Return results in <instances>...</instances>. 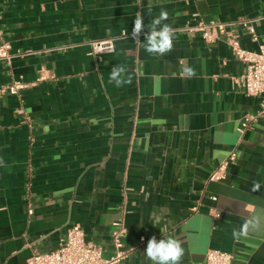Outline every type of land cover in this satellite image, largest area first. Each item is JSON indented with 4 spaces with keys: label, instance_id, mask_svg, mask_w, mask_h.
<instances>
[{
    "label": "crops",
    "instance_id": "crops-1",
    "mask_svg": "<svg viewBox=\"0 0 264 264\" xmlns=\"http://www.w3.org/2000/svg\"><path fill=\"white\" fill-rule=\"evenodd\" d=\"M162 10L176 31L170 53L146 52L145 36L92 53L90 41L130 32L137 14L148 31ZM198 21L232 23L245 49L264 44V0H0V42L15 54L0 62V88L24 85L0 95V264L56 249L74 225L109 257L121 219L134 251L120 264H152L153 235L182 241L181 264H204L210 249L264 264V231L232 236L264 210V118L238 131L261 99L237 85L246 65L224 41L186 30ZM184 63L195 77L179 75ZM120 64L131 82L117 88ZM235 147L227 178L210 180Z\"/></svg>",
    "mask_w": 264,
    "mask_h": 264
},
{
    "label": "built area",
    "instance_id": "built-area-1",
    "mask_svg": "<svg viewBox=\"0 0 264 264\" xmlns=\"http://www.w3.org/2000/svg\"><path fill=\"white\" fill-rule=\"evenodd\" d=\"M239 23L251 33L253 40H257V33L252 21L241 20ZM232 26V23L219 21H198L186 30L199 33L206 43L224 41L230 47L234 57L245 63V71L240 77L236 78V83L247 96L260 97L261 100L259 110L255 114L246 115L242 119L238 131L243 135L254 122L264 118V44L260 45L257 51L245 49ZM131 32L132 29L130 32L124 30L118 37H106L90 41L89 46L92 53L99 55L114 50L116 41L130 38ZM142 36H145V34L141 33L139 38ZM14 55L9 43L0 42V62H10ZM17 55H22V52L18 51ZM45 79L44 75L40 76V80ZM22 87H24L22 82H13L1 87L0 95L5 93L17 94ZM237 159L238 148L235 147L229 152L227 159L212 172L210 180L226 179L230 165L234 164ZM194 210H197V208H194ZM30 213L32 214L33 211L30 210ZM214 215L218 216V213L214 212ZM114 225L115 228L112 231L114 252L109 257L104 256L102 246L88 242L84 230L74 225L67 230L56 249L46 252L36 251L28 259L27 264H120L132 255L134 248L126 246L124 242L123 238L126 233L124 221L121 219L115 222ZM140 242L145 243L146 237L142 236ZM204 264L236 263L232 253L210 249L206 253Z\"/></svg>",
    "mask_w": 264,
    "mask_h": 264
},
{
    "label": "clouds",
    "instance_id": "clouds-1",
    "mask_svg": "<svg viewBox=\"0 0 264 264\" xmlns=\"http://www.w3.org/2000/svg\"><path fill=\"white\" fill-rule=\"evenodd\" d=\"M167 19V12L162 10L158 16L151 19L147 25L148 31L145 33L143 15L137 14L131 38L139 44L141 42L139 37L141 33H144L145 43L142 44L144 50L150 54L165 56L173 50L176 37L175 29L170 24L164 23ZM127 73L128 68L126 65H115L109 73V80L115 87H122L131 82V76ZM179 75L182 78H193L196 76V71L193 67L184 63L181 65ZM259 188L260 184L254 181L252 190L257 191ZM260 231H264V210L245 217L240 227L233 229L232 236L238 240L241 237L248 236L250 232ZM144 254L152 264H181L185 249L182 241L175 237H164L162 235V238L157 240L156 236L153 235L147 242Z\"/></svg>",
    "mask_w": 264,
    "mask_h": 264
}]
</instances>
